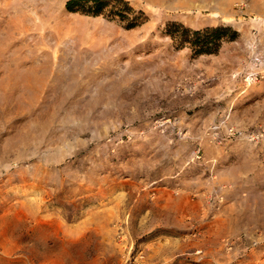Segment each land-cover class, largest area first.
<instances>
[{
    "label": "rangeland",
    "instance_id": "1",
    "mask_svg": "<svg viewBox=\"0 0 264 264\" xmlns=\"http://www.w3.org/2000/svg\"><path fill=\"white\" fill-rule=\"evenodd\" d=\"M68 1L0 0V264H264V20Z\"/></svg>",
    "mask_w": 264,
    "mask_h": 264
},
{
    "label": "crops",
    "instance_id": "2",
    "mask_svg": "<svg viewBox=\"0 0 264 264\" xmlns=\"http://www.w3.org/2000/svg\"><path fill=\"white\" fill-rule=\"evenodd\" d=\"M165 3L173 14L183 18L205 17L212 19V22L214 18L239 17L264 20V11L260 10V4H264V0H165ZM209 26L212 25L204 24L196 26L195 29ZM248 49L253 51L251 46ZM256 49H262L260 43Z\"/></svg>",
    "mask_w": 264,
    "mask_h": 264
},
{
    "label": "built area",
    "instance_id": "3",
    "mask_svg": "<svg viewBox=\"0 0 264 264\" xmlns=\"http://www.w3.org/2000/svg\"><path fill=\"white\" fill-rule=\"evenodd\" d=\"M254 61H256L259 64L264 65V57H259V58L255 57ZM259 77H261V75H259L257 72H250L249 74H247L245 80L252 81V80H256Z\"/></svg>",
    "mask_w": 264,
    "mask_h": 264
},
{
    "label": "trees",
    "instance_id": "4",
    "mask_svg": "<svg viewBox=\"0 0 264 264\" xmlns=\"http://www.w3.org/2000/svg\"><path fill=\"white\" fill-rule=\"evenodd\" d=\"M81 0H69L67 3H66V6L68 9H73L74 8V5H76L78 2H80ZM81 10H84L83 8H81ZM99 11V8L97 7L96 10H94L93 12H98ZM206 30H211L210 27H205ZM216 29V27L214 28Z\"/></svg>",
    "mask_w": 264,
    "mask_h": 264
},
{
    "label": "bare ground",
    "instance_id": "5",
    "mask_svg": "<svg viewBox=\"0 0 264 264\" xmlns=\"http://www.w3.org/2000/svg\"><path fill=\"white\" fill-rule=\"evenodd\" d=\"M92 89L94 90V88L92 87ZM96 90V89H95ZM91 91V90H90ZM94 92V91H93Z\"/></svg>",
    "mask_w": 264,
    "mask_h": 264
}]
</instances>
